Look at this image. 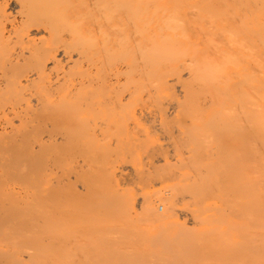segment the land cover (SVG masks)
<instances>
[{
  "label": "bare ground",
  "instance_id": "obj_1",
  "mask_svg": "<svg viewBox=\"0 0 264 264\" xmlns=\"http://www.w3.org/2000/svg\"><path fill=\"white\" fill-rule=\"evenodd\" d=\"M0 264H264V0H0Z\"/></svg>",
  "mask_w": 264,
  "mask_h": 264
},
{
  "label": "rangeland",
  "instance_id": "obj_2",
  "mask_svg": "<svg viewBox=\"0 0 264 264\" xmlns=\"http://www.w3.org/2000/svg\"><path fill=\"white\" fill-rule=\"evenodd\" d=\"M138 113H139V111H138ZM138 117H140V116H138ZM142 121V122H141ZM135 123H134V125H133V131L135 130V128H136V130H137V128H138V131H143V133H150V135H152L153 137H155V135H156V133L155 132H153L152 130H154V128H153V125L151 124V123H147L146 121H144L143 120V118L142 117H140L137 121H134ZM150 124H151V127H150ZM136 125V126H135ZM131 129V130H132ZM135 130V131H136ZM145 131V132H144ZM155 134V135H154ZM160 142H162V141H160ZM162 144H166L164 141L162 142ZM169 150H171L170 152H169V154H168V156H173L174 155V151H173V148L171 147V149H170V147H168V151ZM173 151V152H172ZM155 188L156 189H159L160 188V186H155ZM152 191H154V190H152ZM137 212L138 213H140V209L139 208H137Z\"/></svg>",
  "mask_w": 264,
  "mask_h": 264
}]
</instances>
